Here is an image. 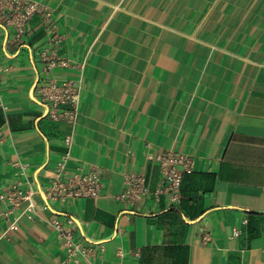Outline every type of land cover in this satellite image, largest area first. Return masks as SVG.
<instances>
[{
    "label": "crops",
    "instance_id": "obj_1",
    "mask_svg": "<svg viewBox=\"0 0 264 264\" xmlns=\"http://www.w3.org/2000/svg\"><path fill=\"white\" fill-rule=\"evenodd\" d=\"M35 1L50 18L35 13L24 44L0 25V193L36 191L31 216L29 201L8 216L0 202V264L64 261L55 216L103 246L81 264H264V0ZM52 25L77 65L52 73L79 80L74 125L36 99L35 51ZM167 150L193 161L176 201L153 195L161 172L148 155ZM68 151L69 170L101 167L102 192L48 209L37 191ZM131 171L150 193L126 206L115 195Z\"/></svg>",
    "mask_w": 264,
    "mask_h": 264
},
{
    "label": "built area",
    "instance_id": "obj_2",
    "mask_svg": "<svg viewBox=\"0 0 264 264\" xmlns=\"http://www.w3.org/2000/svg\"><path fill=\"white\" fill-rule=\"evenodd\" d=\"M35 13L44 15L45 19L50 18L48 8L35 0H0V25H7L13 28V41L19 45L24 44L29 30V22ZM46 46L36 50L42 69V76L38 78L35 85L36 99L45 106V115L55 121H64L70 125L77 122L79 110V80L68 78L59 81L52 76L53 71L58 67L73 68L76 62L63 54V41L65 35L52 25L48 28ZM8 68H1L6 70ZM65 143L71 146L73 143L72 134L67 135ZM68 151L57 163L54 175L47 187L37 191L40 192L47 204L45 207L53 210V204L64 202L71 197H97L103 189L102 170L98 165H91L87 170L80 164L69 170ZM148 159L156 161L160 167L161 177L158 186L153 190L155 199L159 200L162 195H168L171 201L180 197V190L184 175L193 169L191 156L186 153L167 150L157 154H149ZM34 191L31 187L24 189L18 183L3 187L0 193V202H11V208L4 211L5 215L13 213L25 201H29L26 211L29 216L35 214V203L32 201ZM150 193L148 178L144 172H126L123 176V187L115 195L116 199L126 206L137 205L144 196ZM75 219L71 216L65 220L60 217H53L50 223L56 229L62 239V245L66 251V259L57 264H81V256L94 255L98 248L103 250L102 245L83 244L75 239ZM11 229L18 226L13 222ZM238 233V231H235Z\"/></svg>",
    "mask_w": 264,
    "mask_h": 264
},
{
    "label": "trees",
    "instance_id": "obj_3",
    "mask_svg": "<svg viewBox=\"0 0 264 264\" xmlns=\"http://www.w3.org/2000/svg\"><path fill=\"white\" fill-rule=\"evenodd\" d=\"M185 176V175H184ZM184 179V178H183Z\"/></svg>",
    "mask_w": 264,
    "mask_h": 264
}]
</instances>
